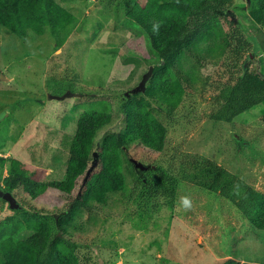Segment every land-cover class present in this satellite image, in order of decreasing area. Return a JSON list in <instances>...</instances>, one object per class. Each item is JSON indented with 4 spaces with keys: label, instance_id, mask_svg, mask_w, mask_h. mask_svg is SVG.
I'll return each mask as SVG.
<instances>
[{
    "label": "rangeland",
    "instance_id": "374dc122",
    "mask_svg": "<svg viewBox=\"0 0 264 264\" xmlns=\"http://www.w3.org/2000/svg\"><path fill=\"white\" fill-rule=\"evenodd\" d=\"M56 1L79 19L61 48L49 32L20 38L0 25V158L20 159L37 181L61 179L77 118L105 102L116 113L119 100H131L147 105L167 134L161 151L136 142L121 150L128 181L139 177L133 159L174 176L188 156H205L223 167L213 191L179 179L174 208L157 198L145 210L130 205L112 210L110 217L91 219L77 209L69 219L84 224L91 243L76 249L84 254L81 264H264V230L236 207L246 187L264 192V104L234 123L210 120L226 92L227 76L237 69L264 73V29L250 31L249 1L237 0L232 9L250 40L247 47L230 53L228 26L216 18L190 48L178 52L171 72L187 82V89L173 115L166 113L167 100L159 92L130 91L150 65L161 61L148 35L129 17L136 4L144 6L147 0ZM68 92L74 94L61 98ZM120 122L115 118L99 133L98 142L118 131ZM2 166L0 161V188L7 191L8 166ZM12 193L21 208L10 209L0 198V234L36 220L35 211L39 220L53 223L70 202L54 190L37 198L22 187ZM185 197L188 209L182 206Z\"/></svg>",
    "mask_w": 264,
    "mask_h": 264
},
{
    "label": "trees",
    "instance_id": "16d2710c",
    "mask_svg": "<svg viewBox=\"0 0 264 264\" xmlns=\"http://www.w3.org/2000/svg\"><path fill=\"white\" fill-rule=\"evenodd\" d=\"M236 1L147 0L144 6L136 4L130 10V19L148 35L152 49L161 59L154 66L146 91H157L166 97L167 114H174L187 89V82L183 83L172 73L176 56L179 51L191 47L211 20L222 18L228 26L226 41L231 47L230 53L250 44L243 28L233 18ZM248 1L250 31L257 33L264 29V0ZM78 22V17L56 0H0V25L20 38H27L30 32L39 36L49 32L56 46L61 48ZM154 25H158L155 30ZM220 68L223 69V65ZM237 70L234 76H227L226 92L219 107L210 114L213 122L234 123L264 104V73L259 69ZM130 91H124V94L128 95ZM115 118L121 121L119 130L108 132L98 142L99 133ZM166 134V125L147 105L119 100L116 113L110 103L105 102L77 118L68 165L61 179L37 181L34 172L23 161L1 157V164L8 166L4 184L9 191L22 187L30 197L37 198L54 190L70 202L58 217L52 219L53 223L39 220L40 212L35 211L36 220L13 228L9 234L2 232L0 264H81L84 254L76 249L91 243L83 233L86 231L84 224L78 218L69 219L77 209L88 212L94 219L98 214L110 217L112 210L118 212L130 205L145 210L157 198H162L167 207L174 208L179 179L213 191L221 179L223 167L200 155L188 156L181 164L178 176L147 165L148 168L140 169L136 180L128 181V167L121 150L136 142L146 149L161 151ZM94 151L98 152L99 162L89 180L79 185L92 165ZM236 207L255 228L264 230L263 191L246 187L239 194ZM10 219L15 222L17 217L13 215Z\"/></svg>",
    "mask_w": 264,
    "mask_h": 264
},
{
    "label": "water",
    "instance_id": "95a60500",
    "mask_svg": "<svg viewBox=\"0 0 264 264\" xmlns=\"http://www.w3.org/2000/svg\"><path fill=\"white\" fill-rule=\"evenodd\" d=\"M153 70H154V66L150 65L147 72L143 75L142 79L139 81V83L133 88L131 89L132 93H142L146 91L147 88V83L149 81V79L151 78L152 74H153ZM74 93L72 92H68L66 94H64L63 96H61V98L70 96ZM93 163L91 165V167L89 168V170L86 173L85 179L84 181L87 180L88 176L91 174L92 170L97 166L98 164V152L94 151L93 153ZM133 162L135 164V166L138 169H146L148 168L147 166H145L141 161L137 160V159H133ZM0 198H2L3 200L8 202L9 208L10 209H19L21 208L20 203L17 201L16 197L13 195V193L9 190L5 191L3 189L0 188Z\"/></svg>",
    "mask_w": 264,
    "mask_h": 264
},
{
    "label": "clouds",
    "instance_id": "9594fccd",
    "mask_svg": "<svg viewBox=\"0 0 264 264\" xmlns=\"http://www.w3.org/2000/svg\"><path fill=\"white\" fill-rule=\"evenodd\" d=\"M156 28H158V25H154V30H155ZM182 206H183L185 209L190 208L191 203H190L189 198L185 197V198L182 200Z\"/></svg>",
    "mask_w": 264,
    "mask_h": 264
}]
</instances>
